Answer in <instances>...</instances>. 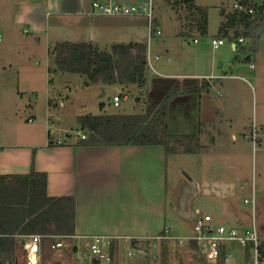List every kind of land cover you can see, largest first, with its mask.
Masks as SVG:
<instances>
[{
	"label": "crops",
	"instance_id": "obj_1",
	"mask_svg": "<svg viewBox=\"0 0 264 264\" xmlns=\"http://www.w3.org/2000/svg\"><path fill=\"white\" fill-rule=\"evenodd\" d=\"M197 5L203 7L198 2ZM89 10L90 3L87 0H8L7 6L1 11L8 17V22L0 23V44L4 42L1 29L5 28L6 40L10 45L20 44L23 48L29 49L30 63L36 59L39 49L42 48V40H45L47 48L51 43L67 42L60 37L68 36L69 30L73 28L76 31L75 37L85 33L90 37L88 40L77 43L92 44L100 50L109 51L116 44H145L143 32L148 33V30L144 19L96 17L89 15ZM155 18L156 24L163 31L161 20L156 15ZM180 37L183 38L181 35ZM198 37L199 35L190 39L183 38L184 43L175 54L177 62L168 59V62L173 63L171 68L175 73H159L153 69L159 77L172 80L170 92L181 93L173 98L168 106L167 115L173 117V120H168L169 134L192 136L198 139L200 148L193 154H181L185 157L212 153L219 149L212 151L204 145L207 129H202L204 125L202 115L208 111L207 105L211 103V101L208 102L209 98L222 90L226 95L227 82L237 78L225 72L226 66L222 63L221 57L215 61L205 55ZM212 37V40L220 39L217 36ZM225 41L226 44L223 47L228 44L235 52L237 46L234 47L230 41ZM211 48L217 52L222 47L214 50L211 41ZM162 50L164 54L171 55L170 49L163 47ZM23 58L25 59L22 67L24 72L22 84L40 85L38 80L41 73L40 67H36L34 62L28 64L27 55ZM219 63H221L220 66ZM252 66H254L253 69ZM249 67L254 71V78L264 82V75L256 73L257 66L250 64ZM239 70L240 66L232 67V72ZM85 83L86 81L84 86H86ZM90 87L86 86V88ZM105 88L102 87V89ZM111 89L116 92L113 99L116 95H121L124 100L127 99L126 96L123 97L125 87H111ZM168 94H165V98ZM33 96L34 93L32 98ZM47 105L50 109L49 97ZM61 105L63 106V103ZM30 108L31 110L27 109L26 114L31 113L36 116L33 106ZM46 115L51 114L49 112ZM99 115L110 114H107L104 108L100 110ZM174 115H176V122H174ZM16 129V139L10 144L6 143L4 138L0 139L2 149L0 175H27L34 169L38 173L47 175L49 197L75 199V235L69 240V244L73 242L72 254L67 252L68 248L52 250V245L58 242L56 239L52 242L42 241L41 253H51L52 256H46L41 264H77L72 259L73 255H77L74 248L80 247L77 243H80L82 248L86 239L95 236L119 239L115 243L116 254L113 264H148L146 249H149L150 253L157 251L158 258H155L154 264H162L160 260L162 245L168 247L169 264L171 263L170 254L176 247L179 250V259L182 258L181 264L183 260L186 263L189 262L190 257L195 260L194 264H222L207 262L200 256L198 247L193 242L185 244L175 242L178 240L175 237V231L183 228L176 224L175 228H172L169 220L171 208L174 216L183 223L184 227L189 226L193 231L199 213H203L193 207V202L200 196L216 205H221L217 219L207 214L212 216L215 224L236 229L242 233L249 229L253 222L255 223L264 264V226H258L254 211H249L236 201L244 183L240 175L233 173L223 177L204 176L200 183H196L198 186L196 190L187 180H182L178 187L172 188L169 182V162L172 158L166 159L165 149L161 146L83 147L79 145L81 139L73 142L69 137L64 141H52L51 132L48 131L47 139L44 140L41 134L43 131L39 128L27 130L17 125ZM218 133L221 134V132ZM231 137L236 140L234 134H231ZM219 139L212 138L213 145L219 144ZM222 155L226 157V154ZM219 161L228 164L229 169L234 168L230 166L234 163H226L225 158ZM205 183L232 187L224 190L223 194L217 195L214 194L213 189H209L207 193L204 189ZM171 195L172 202L169 198ZM244 206L249 205L244 203ZM19 239L28 242V238ZM129 251L133 252V256L128 258ZM53 256L54 260H52ZM22 257L26 255L20 251L19 263ZM79 260L81 264H102L89 256ZM231 264H253V261L248 252L236 247Z\"/></svg>",
	"mask_w": 264,
	"mask_h": 264
},
{
	"label": "rangeland",
	"instance_id": "obj_2",
	"mask_svg": "<svg viewBox=\"0 0 264 264\" xmlns=\"http://www.w3.org/2000/svg\"><path fill=\"white\" fill-rule=\"evenodd\" d=\"M87 1L90 4L92 2V0ZM176 1L156 0L155 15L161 20L163 34L161 37L149 41L148 33L143 32L145 44L148 47V84L145 88H139L135 85L125 87L123 97L126 96L127 99H122L119 108L112 104L113 95L116 92L111 87L102 89V87L91 86L86 88L84 86L86 78L83 76L63 73L53 76L50 74L49 70L56 67L48 51L54 47L55 43H51L50 47L47 48L45 40H42V48L39 49L36 59L32 61L36 67L41 69L38 78L40 85L22 84L24 79L22 67L25 59L23 57L27 55V63L29 64L31 60L29 49L23 48L20 44L10 45L9 41L6 40L7 31L2 28L4 42L0 44V139L4 138V141L9 144L13 142L16 139V126L20 125L27 130L39 128L43 131L41 134H43L44 140L47 139L49 131L52 141H64L70 137L73 142H78L81 135L84 134L77 122L81 116L99 115L100 110L104 108L105 112L110 115H141L147 111V107L161 104L165 94L171 91L170 83L172 80L159 77L153 72V69L159 73H175L171 68L172 62H177L175 54L179 52V48L184 43L183 38L179 35L181 23L173 8ZM197 2L208 9V37H198L201 45H203L205 55L215 61L221 57L222 63L226 66L225 72L229 76L237 78L227 82L226 95H224L225 91L222 90V92L215 93L209 98L208 102L211 101V103L207 105L208 111L202 115L204 124L202 129H207L204 145L212 151L219 149L212 153L173 157L169 162V182L173 188L178 187L182 180H187L194 189L191 182L200 183L204 176L223 177L233 173L238 174L243 178L244 183L236 201L242 207L253 212V206H244V200H252L254 197L257 224L264 226V82L255 79L254 71L250 70L249 67L250 64H255L257 66L256 73L264 75V37L260 44L259 53L252 56L250 62L243 61L236 64L234 62L236 54L230 45L227 44L217 52L211 48L212 36H217L221 23L220 10L222 7L226 11L231 10L235 0H197ZM7 4L8 0H0V23L8 22L6 14L1 12ZM69 31L68 36H62L60 39L77 43L90 38L86 33L80 37H75L74 28ZM140 34L142 35V32ZM244 44L246 45L247 41ZM163 47L170 49L171 55L164 54ZM187 51L189 52V50ZM169 58L171 63L168 62ZM220 65L221 63H219ZM234 65L240 66V70L232 72ZM52 79L53 85H50L49 82ZM48 97L51 100L50 109L47 105ZM31 106H33L37 117L31 113L26 114L27 109L31 110ZM49 112L51 115H46ZM168 118L169 121L170 119L173 120L171 115H168ZM29 119L35 121L30 123ZM176 121V115H174V122ZM231 134L236 136V140H233ZM212 138H220V143L213 145ZM222 154H226V157H223ZM223 158L226 159V163H234L230 165L234 168L229 169L227 168L228 164L221 163L219 160ZM169 198L171 200L169 201L172 202L173 196L171 195ZM220 206V204L216 205L202 196L193 202L195 209H199L204 214H211L216 219L220 213ZM169 220L173 229L175 224L183 228L180 231L174 230L175 237L178 239L175 242L188 243L186 239L193 235L191 227H184L183 223L174 216L172 208ZM77 245L81 247L80 243ZM72 248L73 242L69 244L67 249L69 254H72ZM145 252L147 259L149 258L148 264H154L155 258H158L157 251L150 253L149 249H146ZM131 253L133 256V252ZM48 255L52 256L51 253H41V262H44ZM170 255V264H181L182 258L179 259L180 254L177 247ZM54 259L53 256L52 260ZM72 259L77 264L82 263L77 255H73ZM189 259L187 263L183 260L182 264L195 263L191 257ZM20 264H27L26 257L20 258Z\"/></svg>",
	"mask_w": 264,
	"mask_h": 264
},
{
	"label": "trees",
	"instance_id": "obj_3",
	"mask_svg": "<svg viewBox=\"0 0 264 264\" xmlns=\"http://www.w3.org/2000/svg\"><path fill=\"white\" fill-rule=\"evenodd\" d=\"M252 9L253 13L237 11L234 7L220 10L221 24L217 37L237 44L235 63L250 62L259 52L264 36V0H235ZM181 23L180 35L190 39L195 35L208 36V9L197 0H177L173 4ZM55 69L53 76L75 74L86 78V86L145 88L148 84V47L146 44H116L109 51L88 43H57L49 51ZM49 84L53 85V79ZM180 92H170L159 105L147 107L141 115H87L77 122L84 131L83 147L103 146H161L166 159L193 154L200 148L192 136H173L168 131V106ZM121 96V95H120ZM103 108V106H102ZM2 149L0 148V153ZM47 175L34 169L27 175H0V264H20V251L27 255L28 242L19 238L39 235L42 241L75 235V199L51 198L47 194ZM115 243L111 248L112 264ZM168 247L162 245L160 260L169 264ZM262 247L260 261L262 262Z\"/></svg>",
	"mask_w": 264,
	"mask_h": 264
},
{
	"label": "built area",
	"instance_id": "obj_4",
	"mask_svg": "<svg viewBox=\"0 0 264 264\" xmlns=\"http://www.w3.org/2000/svg\"><path fill=\"white\" fill-rule=\"evenodd\" d=\"M156 0H92L90 4L89 15L106 18H142L146 21L149 41L155 37L162 36V30L156 24L155 18ZM234 9L237 11L252 14L253 10L248 9L238 3H234ZM244 39H238L232 42L233 45L244 44ZM226 44L223 39L212 40V47L218 50ZM254 66H252V69ZM122 98L116 95L113 99L114 107L121 105ZM34 122L32 119L28 120ZM80 134V133H79ZM87 137L81 135V139ZM245 205H252L254 211L255 198L245 200ZM71 237L57 238L52 250L69 248V240ZM85 245L75 247L76 254L79 259L87 256L97 259L102 264H112L111 248L117 242L116 238L106 236H95L86 239ZM193 242L198 247L201 257L209 263L231 264L234 260V250L239 247L248 252L253 264H263L260 261V238L257 227L253 222L249 229L240 233L236 229H230L223 225L215 224L211 215L199 213V216L193 226V235L186 239ZM41 243L42 237L39 235L30 236L28 238L27 264H41ZM131 247L129 248V250ZM128 257H132V253L128 252Z\"/></svg>",
	"mask_w": 264,
	"mask_h": 264
},
{
	"label": "water",
	"instance_id": "obj_5",
	"mask_svg": "<svg viewBox=\"0 0 264 264\" xmlns=\"http://www.w3.org/2000/svg\"><path fill=\"white\" fill-rule=\"evenodd\" d=\"M234 47H236V45H234ZM191 183L194 186V189L196 190L198 188L197 184L195 182H191ZM231 187L232 186L229 187V186L224 185V184H213V185H210L208 183H205V185H204V189L206 190L207 193H209V189H213L212 191L214 192V194H217V195L223 194L224 190L230 189Z\"/></svg>",
	"mask_w": 264,
	"mask_h": 264
}]
</instances>
